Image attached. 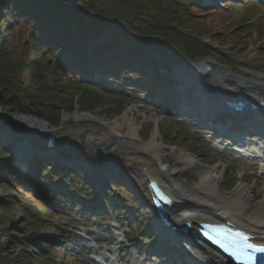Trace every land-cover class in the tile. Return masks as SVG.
I'll return each mask as SVG.
<instances>
[{
  "label": "rangeland",
  "instance_id": "1",
  "mask_svg": "<svg viewBox=\"0 0 264 264\" xmlns=\"http://www.w3.org/2000/svg\"><path fill=\"white\" fill-rule=\"evenodd\" d=\"M138 1L140 3L143 2L142 0ZM222 1L223 0L216 1L212 7H208L207 9H203L200 6H206V0H193V2H190L193 3V11H195L196 17L199 16V11H204V14L200 15L202 16L200 18L203 19L200 20L203 22L200 32H203L202 34L204 35L202 41L211 46L212 54L207 58H200L198 62L193 64L184 63L182 65H171L169 63L170 72L166 70L167 75L172 73L171 76L173 75L174 77L181 78L184 76L183 72L185 70L191 67H199V65L203 63H209L216 68L215 70L219 75L225 74L232 78L236 77L242 81L251 80L253 78L264 79V38L258 35L256 28L246 32L243 31L240 35H237L238 31L236 30L238 28L228 26L225 21L217 17L218 12H229L234 7L238 8L236 5L242 3L247 7H251V9L258 8L257 10H259L261 14L258 15L262 18L258 24L264 25V4H261L264 0H253L252 4L248 3L251 0H229L226 8L224 7L226 3ZM251 17L252 15H248V18ZM176 24L178 27L180 26L179 23ZM186 25L189 27L188 30L190 32L191 28L196 31L192 23H187ZM186 25H183V27ZM242 35L243 38H241ZM220 36L224 37V40H218ZM212 37L216 38V40H213ZM29 46H31V43L27 37L24 41H16L14 44H10L9 52L13 61H19L23 56H28L29 58L35 56L36 52H33L34 50L32 51ZM225 57L232 62V64L225 62ZM22 76L25 78L24 80L26 83L31 79V74L28 69L23 72ZM100 77L103 78L101 81L103 85H113V88L116 90L122 89L124 84L128 83L122 78L119 80V84H114V81L107 80L108 77H110L109 74L95 73L93 75L94 79ZM183 78L187 82L185 85L186 88L193 91L189 97L185 98L189 109L192 110L194 106L200 102V89H198L197 84H192L188 82L185 77ZM74 80L76 79H73L71 76L67 78L69 82H73ZM140 84L143 85V81H140ZM227 86L229 88L228 90L233 89L229 84ZM45 88L50 91H56L57 89L55 84L49 82H47ZM158 90L159 93L162 91L161 88ZM135 92L137 96L134 97L133 101H131L132 104L128 105L124 112L129 110L131 111L132 117H137L141 125L139 130V136H141V138L149 140L153 134L158 133L159 141L164 144V146H167V154L163 156L165 158V165L169 170L175 169L180 172L179 176H174V184L183 183L185 185L187 183L188 187L192 188L200 180L195 171L188 167L184 160L178 161L176 156L172 153L173 147L181 146L191 153L194 151V154L198 155L203 163L209 166H218L219 173L221 177H223L222 186L226 190H232L238 183L243 182L251 186L254 196L258 198L263 197L264 172L262 171V162L254 161L239 153H234L231 149L226 147V145L222 143L223 137L216 136V129L211 130L212 126L217 125L213 124V122L216 121L204 120L200 123L198 121L196 122L194 118L192 119L191 115L188 117L181 115L178 112L179 105L183 103L179 100L180 98L177 101L172 100L168 102V104H170L168 105L169 107H164L157 102V95L156 97L144 95V92L137 88V85ZM57 100L58 99L54 100L55 105H57ZM101 104V107L97 105L94 110H90L89 112L83 111L80 109L79 105L75 104L71 112L62 113V123L57 127L52 126L47 121L37 118L48 124L50 132L47 137H42L40 135L36 136V138L29 139L31 141L25 140L28 145H31V147L27 149L25 159L22 157L18 158L17 152L12 149V144L16 142L15 139L17 138L14 135L12 136L10 130L12 126L10 122L13 123L14 120L19 121L20 117L28 116L15 113L11 114V112L5 113L4 111L2 112L0 108V143L2 146L8 147L4 150L9 153V158L13 160V163L20 172L23 174L28 173L33 177L37 176L36 171L33 169V165L40 162L41 168L52 165L57 167L61 166L68 171H72L81 180V183H87L86 188L84 184L78 183L80 180L77 181L78 185L75 186L61 179L60 191L56 190L45 196L46 200H48L47 204L52 207L55 216L49 218L45 213L39 214V216L45 224L64 230V241L62 243L58 242L57 247L59 245V249L64 251L68 257V263L138 264L139 262H144L148 264H178L176 260L180 259V261L182 260L180 264H201L199 262V256L195 255L193 250H190L189 246L184 245L183 241L177 237L176 241L182 244V246L177 245V243L176 246L164 239L163 241L157 240V243L153 246L150 245L149 238H151V236L149 237V232H154L159 229L156 223V215L152 208L148 206L149 202L137 191L133 181L125 176V169L129 160L132 158H141L144 161H150L154 168H158L149 156H146L128 145L124 146L120 143H116V141L114 143L106 141L105 138L97 144L94 143L93 136L95 134L102 136L106 130V126L100 124L101 121H113L118 118L116 115L109 114V109L114 106V103L106 104L101 102ZM4 106L9 109L8 105ZM244 109L245 110H242L241 113L228 109L233 113H237V117L230 121H227L230 119L228 115H222L224 121H227L226 123L230 125V132H233L239 138L241 136L245 137L248 133L251 134V132H248L249 128L259 131L262 134L264 130H262L263 122L261 117L257 116L248 105H246ZM168 117H171L173 120L168 119ZM168 120L176 125H180L186 134L181 133V135H183L180 140H178V136L175 135L172 140L177 138V146L174 145L175 143H170V140L166 138V135L171 133V131L168 130ZM171 125L170 123V126ZM126 130L127 128H125L123 132ZM172 131L175 132L174 129ZM261 134H258L254 138L250 137L251 142L252 140L255 141L245 148V151L255 148H264V137ZM7 136H9L13 143L5 142ZM191 139H195L199 142L198 144L200 146L198 145L195 150H191L189 146V143L192 142ZM21 147H23V145H21ZM10 150L15 154L14 157L10 153ZM62 154L68 156L71 154L76 155L81 161H73L72 159H70V162L63 161ZM231 163L235 166L239 165L240 169L237 170V176L240 177V180L235 184H233V182V185L228 187L229 183L227 181L229 179H227V176H236L235 170L233 171L231 168ZM107 167L117 170L114 172L117 173V175L114 179L105 180L108 184H106L108 188L103 186L104 184H102L100 188V183L96 180L99 177V173L95 171L106 172ZM254 177H257V181ZM7 181L9 182L7 183ZM28 183L29 181L23 185L21 181L12 183L11 180L0 179V206L11 204L13 209L5 211V216L11 217V212L14 211L12 215L13 219L16 221H27L28 218L23 213L21 207V205H25V200L27 199L29 202H27L26 209L33 214L37 215V211H35V206L33 205L34 202L38 207H40L39 205L45 206L46 202L43 199H37L33 195H29L32 193V189L27 186ZM8 186L13 189H10ZM93 186L94 188H92ZM103 192H107V195ZM105 196H111V200H109L111 205L109 206V211L106 210L103 215H99L96 207H98L99 203L103 204V198ZM91 197L95 198L91 200ZM29 203H31V205ZM117 203L119 205L127 204L126 213L129 214V217L126 221L125 219L123 220V216L119 214ZM0 212H2V208ZM138 213L143 215L146 220H130ZM127 222L132 226L140 224L148 229L146 234H143L144 232L139 233V236L134 238V244L132 245H128ZM73 228H76V231ZM43 234L47 233L43 231L41 235ZM152 235L154 234L152 233ZM96 241H98V243H95ZM162 244L168 246V249L163 255L161 254V249L163 248ZM34 251L36 254L40 253L37 249L29 252L34 253ZM15 253L18 254L20 252L15 251ZM5 254H7V252H5ZM62 258H64V256Z\"/></svg>",
  "mask_w": 264,
  "mask_h": 264
},
{
  "label": "trees",
  "instance_id": "2",
  "mask_svg": "<svg viewBox=\"0 0 264 264\" xmlns=\"http://www.w3.org/2000/svg\"><path fill=\"white\" fill-rule=\"evenodd\" d=\"M142 1L0 0L2 112L40 118L57 127L62 123V113L71 112L75 104L89 112L97 105L101 107L102 102L114 103L109 114L118 116L137 96L136 85L147 94H154L153 85L169 84L166 82L167 77L163 78L158 68L160 64L168 68L167 59L170 63H196L200 58H207L212 54L211 46L202 41L204 35L200 32L203 23L200 15L204 11H199L200 14L196 17L193 3H190L193 0ZM217 14L228 26L238 28L237 35L256 28L258 35L264 38V28L248 20V15L254 14L251 10L231 9ZM175 22L179 23L180 28ZM187 23H192L196 31L191 28L190 32ZM26 37L31 43L29 48L36 55L30 58L23 56L19 61H13L9 52L10 44L24 41ZM220 39L224 40V37L220 36L218 40ZM225 59V62L232 64L226 57ZM26 69L31 74L28 83L22 76ZM95 72L110 74L107 80L114 81V84H119L121 77L128 83L116 90L113 85H103L102 77L94 79L92 76ZM70 76L76 80L67 81ZM141 79L145 81L144 86L140 84ZM47 82L55 84L56 91L47 90ZM165 96L172 97V93ZM56 99L57 105L54 104ZM166 99L162 97L161 101L167 106ZM4 105H8L9 109ZM168 119L173 120L171 117ZM170 120L168 130L171 133L165 137L177 146V138L172 139L176 135L180 140L185 133L180 125ZM191 140L189 146L191 150H195L199 142ZM7 148L0 143V179L11 180L12 183L21 181L23 185L29 181L27 186L32 189L29 195L43 199L46 204L38 207L33 203L36 215L27 211L29 200H25V205H21L28 218L25 222L13 219L14 211L11 212V217L5 216V211L13 210L11 204L0 206V264H78L68 263L64 251L59 249V245L57 247L58 242L64 241V231L45 224L39 214L45 213L49 218L55 216L45 196L52 192V185L60 186L61 179L75 186L78 183L84 184L86 188L87 183H81L72 171L61 166L41 168L40 162L33 165L37 176L23 174L4 150ZM10 153L14 157L11 150ZM230 165L237 176L239 165ZM236 176H227L228 187L240 180ZM254 179L257 181V177ZM92 198L95 197H91V200ZM109 200L108 197L104 198L106 202ZM126 206L127 204H118L120 214L127 220L129 215L126 213ZM136 219L146 220L140 213L136 215ZM132 229L133 236L143 231L148 232L140 224ZM43 231L47 234L41 235ZM149 234L152 235V231ZM34 249L40 253L29 252Z\"/></svg>",
  "mask_w": 264,
  "mask_h": 264
},
{
  "label": "bare ground",
  "instance_id": "3",
  "mask_svg": "<svg viewBox=\"0 0 264 264\" xmlns=\"http://www.w3.org/2000/svg\"><path fill=\"white\" fill-rule=\"evenodd\" d=\"M215 69L211 64L203 63L199 67H191L183 72L184 77L192 84H197L198 89H200L198 107L203 106L204 111L209 113L225 108L223 105L226 102L242 103L244 105L241 108L242 110H245V106L249 104H257L264 108V79L253 78L242 81L225 74L219 75ZM228 84L233 89L228 90ZM212 103L214 104L213 110L205 107V105L209 106ZM182 106L186 107V105ZM241 109L239 110L240 113ZM123 112L113 121H101L100 124L106 126L105 133L102 136L95 134L93 141L97 144L105 138L106 141L113 143L116 141L121 145H128L149 156L156 164L158 169L154 168L150 161L132 158L126 166L125 176L133 181L137 191L149 202L148 206L152 208L156 215V223L159 228L158 235H160L161 240L164 238L172 244L176 245L177 243V245L182 246L179 242L172 240L176 237L179 238L184 245L193 250L195 255L199 256L201 264H235L231 260L229 261L220 249L206 241L198 230L201 222L229 225L235 230H241L249 235L253 242L264 244V194L262 198L254 196L251 186L243 182L238 183L232 190H226L222 186L223 177L219 173L218 166H209L203 163L198 155L181 146L173 147L172 153L178 161L184 160L187 166L195 171L200 180L192 188H189L187 183L185 185L183 183L174 184L173 178L179 176L180 172L175 169L169 170L165 165L163 156L167 154V146L159 141L158 133L153 134L149 140L141 138L139 136L141 125L137 117H132L129 110ZM254 112L259 113V111ZM258 113L257 116L262 117ZM10 124L12 126L10 129L12 136L14 135L23 143H25V140L31 141L29 139L36 138V136L47 137L50 132L48 124L37 118L23 116L19 118V121L14 120ZM125 128L127 130L123 132ZM228 129L230 130V125L225 126V130ZM246 140V138H240L239 142L243 146L247 143ZM27 147L29 148L31 145ZM248 152L261 154L262 171L264 172V151L258 148L255 150L250 149ZM25 153H27L26 147L24 150L17 152L18 158L24 156ZM63 156L62 160L70 161L69 156ZM71 156L79 158L76 155ZM107 169L108 167L106 172L93 170L99 173L97 182L101 181L99 182L100 188L102 184L108 188L105 180L116 177L114 172L117 170L109 168L111 170L109 171ZM150 183H154L169 202L168 204H162L164 214L161 217L156 212L155 204L152 202L154 193ZM186 224H190V227L182 232L181 228ZM169 237H171V240L167 239ZM138 264L148 263L139 262Z\"/></svg>",
  "mask_w": 264,
  "mask_h": 264
},
{
  "label": "snow or ice",
  "instance_id": "4",
  "mask_svg": "<svg viewBox=\"0 0 264 264\" xmlns=\"http://www.w3.org/2000/svg\"><path fill=\"white\" fill-rule=\"evenodd\" d=\"M239 235V234H237ZM247 237H241L240 240H232L230 243L235 248V251L230 254L235 256L237 259H241L244 261H252L253 255L251 253L244 252V249H253V251L264 252V248H253L251 244L246 243ZM228 250L229 245H221Z\"/></svg>",
  "mask_w": 264,
  "mask_h": 264
},
{
  "label": "water",
  "instance_id": "5",
  "mask_svg": "<svg viewBox=\"0 0 264 264\" xmlns=\"http://www.w3.org/2000/svg\"><path fill=\"white\" fill-rule=\"evenodd\" d=\"M6 138H7V137H6ZM15 140H16V142H15V144H14V143L10 140L9 137L6 139V141H9V142H11V143H13V144L15 145L14 149H15L16 152L22 151V149L24 150L25 147L28 148V147H27V146H28V143H27V142L23 143V142L19 141L18 139H15ZM21 145H23V147H21ZM29 146H30V145H29ZM70 158H71V159H75V160H80L79 158L72 157V156H70ZM70 158H69V159H70ZM108 169H109V168H108Z\"/></svg>",
  "mask_w": 264,
  "mask_h": 264
}]
</instances>
